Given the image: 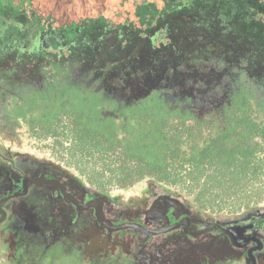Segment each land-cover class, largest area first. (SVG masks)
Wrapping results in <instances>:
<instances>
[{"label":"flooded vegetation","instance_id":"obj_1","mask_svg":"<svg viewBox=\"0 0 264 264\" xmlns=\"http://www.w3.org/2000/svg\"><path fill=\"white\" fill-rule=\"evenodd\" d=\"M200 4L147 0L119 22L95 20L100 29H86L88 46L70 41L57 21L52 26L46 19L43 30L31 34L21 48L10 34L7 59L0 64V264H264V198L222 213L200 209L180 189L151 178L124 188L100 186L72 157L54 150L51 139L30 133L29 110L21 117L16 106L22 93L35 89L79 90L119 104L137 103L158 91L195 112L188 99L174 97L171 84L182 69L188 74L205 63L202 55L209 45L225 51L223 42L239 43L238 22L228 16V4L208 15ZM240 44L245 48L239 57L229 50L220 53V65L209 74L220 72L230 88L245 76L264 82L260 45L253 38ZM95 46L102 52L89 53ZM118 54L125 70L140 62L153 85L149 91L127 100L99 86L94 62L112 63L109 56ZM19 55L23 58L17 64ZM18 135L46 154L15 148ZM147 180L151 188L142 185ZM122 190L134 191L125 202L114 199ZM123 215L130 219H118Z\"/></svg>","mask_w":264,"mask_h":264},{"label":"trees","instance_id":"obj_2","mask_svg":"<svg viewBox=\"0 0 264 264\" xmlns=\"http://www.w3.org/2000/svg\"><path fill=\"white\" fill-rule=\"evenodd\" d=\"M35 1L30 0L34 13L25 23L0 24V64L7 59L10 44L3 40L5 29L14 28L8 36L13 34L21 48L31 34L43 30L42 19L54 26L56 11L43 9ZM146 1L120 0L115 18L129 15L128 10ZM199 1L206 15L228 4V16L238 22L239 44L253 38L264 57V0ZM97 19L109 18L99 11L65 21L61 27L70 28L73 35H65L70 41L88 46L86 29L96 26ZM91 52L96 55L102 50L95 46ZM22 58L19 55L15 62L19 64ZM235 86L218 113L203 117L166 100L158 91L137 103L119 104L79 90L41 93L35 89L30 95L22 93L16 106L21 117L29 110L30 133L51 139L54 150L72 157L88 179L100 186L124 188L151 178L180 189L200 209L224 213L264 198V82L254 83L245 76Z\"/></svg>","mask_w":264,"mask_h":264},{"label":"rangeland","instance_id":"obj_3","mask_svg":"<svg viewBox=\"0 0 264 264\" xmlns=\"http://www.w3.org/2000/svg\"><path fill=\"white\" fill-rule=\"evenodd\" d=\"M119 1L120 0H36L35 2L37 4L40 3L43 9L49 7L50 9L55 10L56 12L54 11V16L56 17L57 25H61L63 22L71 19H83L86 16H95L99 11H104L109 19L114 22H119L124 18V15L115 18V13H119ZM107 8H110V12L107 11ZM33 13L34 11L30 8V0H0L1 25L7 24L10 20L23 24L28 17H31L30 14L33 15ZM71 28L73 29V27ZM99 29L100 24L96 23V26L92 27L91 31H99ZM8 31L13 32L14 28H8L3 31V33L6 34L5 37H3V40H7L8 43H10L12 40L10 39V36H8ZM64 31L68 38L73 35L70 28L63 30V32ZM215 45L216 44L209 45L203 53L202 56L205 63H197V67L190 68L189 75L185 74L186 69H182V76L177 77V80H174L171 84V91L173 92L174 97L181 100L188 99L192 109L199 115L209 113L212 110L215 112L223 102L227 101V95L230 89L229 79L220 72L218 75L213 73L212 76H209L211 71H214V67L218 68V65H220V53L229 50V53L233 51V55L239 57L241 51L245 48V46L241 47V44L229 40L222 43L223 48L221 49H227L225 51L220 49L214 51L216 48L214 47ZM109 60L112 63L101 65L99 61L94 62L93 67L96 76L99 77L96 79L99 86L106 87L111 90L112 93L117 95V97L127 100H130L131 97L135 98L138 95L145 94L146 91H149L152 88L153 85L150 84L146 75L141 71L142 65L140 62H134L130 66H127L129 68L125 70L123 69V65L121 66L123 63L122 55L118 54L109 56ZM200 73L201 76L198 79L195 78L196 74ZM192 74L195 75L192 76ZM196 79L198 81H196ZM159 88H162V86H159ZM15 139V148L24 146L27 147V149L38 150L39 152L46 154L38 145L28 140L24 135H18ZM147 181L148 182L144 181L142 185L151 188V180ZM142 185L138 184L140 187ZM138 186L136 187L137 189ZM125 191L126 190H122L119 193L117 192L114 195V199H117L120 202L127 201L134 191L130 190V193H125ZM118 219L129 220L130 218L123 215Z\"/></svg>","mask_w":264,"mask_h":264}]
</instances>
